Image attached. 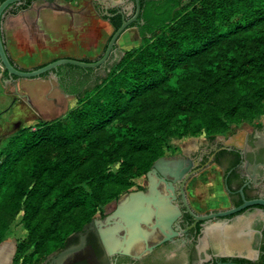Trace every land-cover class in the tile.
Returning a JSON list of instances; mask_svg holds the SVG:
<instances>
[{
  "label": "trees",
  "instance_id": "16d2710c",
  "mask_svg": "<svg viewBox=\"0 0 264 264\" xmlns=\"http://www.w3.org/2000/svg\"><path fill=\"white\" fill-rule=\"evenodd\" d=\"M33 1L15 3L8 13ZM140 6L131 26L143 44L103 79L93 68L60 66L59 87L77 97V106L20 128L0 150V244L20 212L28 230L17 263H27L22 257L32 245L37 261L63 247L151 169L170 138L223 133L264 115V0H140ZM103 17L114 31L123 22L121 14Z\"/></svg>",
  "mask_w": 264,
  "mask_h": 264
},
{
  "label": "flooded vegetation",
  "instance_id": "af4514ba",
  "mask_svg": "<svg viewBox=\"0 0 264 264\" xmlns=\"http://www.w3.org/2000/svg\"><path fill=\"white\" fill-rule=\"evenodd\" d=\"M131 1L135 0H129L125 5L108 10L98 2L94 3L101 15L106 11L108 16L116 15L120 14L117 12L121 10L125 18L129 19L136 12V6L127 7ZM113 9L116 11L111 13ZM138 20L139 17L135 22ZM115 54L110 56L107 63L96 68L95 76L102 68L108 66ZM250 125L253 128L252 134L262 133L263 121ZM233 135L235 132L207 136L190 147L181 146L180 149L163 155L166 158L192 160L189 177L185 174L176 184L174 203L179 207L181 214L173 226L178 234L173 236L172 240L160 243L151 252H146L140 257L123 253L108 254L98 226L94 223L90 225L89 222L82 229L72 233L63 247L51 252L41 261L34 260L26 264H57L56 258L62 250L83 241V249L63 264H213L226 260L242 264H264V205L253 204L239 212L207 221L196 222L195 218V215L203 216L233 209L247 201L264 200V140H256L249 134L245 143L239 145L243 153L239 154L238 148L225 143ZM213 171H216L218 177L211 181L209 176ZM208 185H214L209 186V195L206 196L213 200L210 202L206 198L202 202L199 195L205 189L201 191L200 188ZM219 186L225 196L224 203L215 197L214 190ZM145 188L146 185L134 190ZM195 197L201 202H197ZM118 199L112 209L99 213L95 218L104 220L116 208ZM222 225H225V231L211 230L210 234L206 233L207 228ZM11 262L18 264L15 262V253Z\"/></svg>",
  "mask_w": 264,
  "mask_h": 264
},
{
  "label": "water",
  "instance_id": "95a60500",
  "mask_svg": "<svg viewBox=\"0 0 264 264\" xmlns=\"http://www.w3.org/2000/svg\"><path fill=\"white\" fill-rule=\"evenodd\" d=\"M24 0H0V64L8 71V77L4 78V83H12L15 76L21 78L41 77L47 72L58 81L56 70L62 65H75L83 68H99L110 56L117 52V44L122 34L134 23L140 14V0L131 1L127 7L136 6L135 14L126 19L121 10L117 13L123 14V22L111 35L103 55L99 59L85 61L80 57H61L50 61L43 66L31 69H23L14 64L7 52L5 39L3 36V20L8 13V9L15 3L20 4ZM103 5L106 10L125 5L129 0H94ZM97 3V4H98ZM106 15L108 11L105 12ZM143 23V22H141ZM137 28V27H136ZM124 52H122L123 54ZM111 61V60H110ZM254 139L264 140V126L262 133L250 134ZM249 134L234 135L227 140L226 145L238 148L239 154H243L240 146L243 145ZM192 167V160L183 158L159 157L153 163L151 169L146 173V188L140 190H130L118 199L116 208L111 211L104 220L94 218L89 224L98 226V232L102 236L108 254L123 253L126 255L140 257L146 252H151L160 243L172 240L177 235L173 226L181 211L174 203L176 198V184L185 174L189 177L188 171ZM264 205L263 199L247 201L241 206L233 209L210 213L203 216L195 215L197 221H207L215 217H225L239 212L244 208L253 205ZM86 226V225H85ZM211 230L225 231V225L207 228L206 233ZM213 232V231H212ZM84 241L78 245H72L62 250L57 258V264H63L68 258L74 256L84 247ZM1 245V244H0ZM108 263V257H105ZM213 264H242L231 260L219 261Z\"/></svg>",
  "mask_w": 264,
  "mask_h": 264
},
{
  "label": "rangeland",
  "instance_id": "374dc122",
  "mask_svg": "<svg viewBox=\"0 0 264 264\" xmlns=\"http://www.w3.org/2000/svg\"><path fill=\"white\" fill-rule=\"evenodd\" d=\"M93 2L95 1L94 0H85V1L73 0L70 3V7L69 6L67 7V11L71 15V16L69 15V17L71 18L70 20L72 23L71 28H72V32L74 36L75 35L81 36V38H83L82 44L85 45L84 48H86L89 51L86 57L89 56V58L91 59H96L103 54L104 47L106 46L110 36L114 32V27L110 24L108 19H105L103 15H101L95 9ZM185 2H188V0H185ZM73 44H75V42H73ZM142 44H143V41L138 33V29L136 27L127 29L122 34V36L120 37L118 41L117 52L115 56L111 57V61L108 64V66H106L105 68H102L99 72L96 73V78H99V79L105 78L108 75V71H109L108 67H111L115 65L118 61H120L126 51L133 49V48L140 47ZM122 52L124 53L122 54ZM46 60H47L46 55L44 56L42 55L41 59L28 62V64H30L31 66L29 67L32 68V67H35V65H32V64L39 65V64L46 62ZM95 80L91 81L92 85L94 84ZM57 95L58 94L56 92L55 93L52 92L49 95L43 96V99H45L48 102H53V101L55 102V99H57L56 98ZM17 100H19V97L15 95V98H13V103H16L17 106H21L20 108H22L23 111L20 110V108L15 105L11 108H7L3 110L0 113V150L6 145L9 137L12 134H14L16 131H18L20 128L26 127V126H34L40 120H52L55 118L63 117L71 109L77 106L78 99L76 97H72L69 105L64 110L56 111V108L48 107L49 109H47L46 111L42 110L43 113L38 108H33L31 104L32 101L30 100L28 101L25 98L22 101L20 100L18 104V102H16ZM4 105H5V102L0 98V108ZM263 117L264 115H261V116L256 117L254 120H246V121H242L239 123L237 122L232 123L230 128L223 133L228 134L231 132H235V135H236L238 130H241L243 127L248 126L249 124L256 123ZM238 127L240 128L238 129ZM218 134H222V133H218ZM207 136L208 137L212 136V134L204 130L195 135L188 134L182 137L170 138L168 140V145L165 149V154L171 151L180 149L181 146L186 145V147H190L193 144L200 142L202 138H205ZM217 177L218 176H217L216 171H213L212 174H210L209 176L211 181H213ZM133 182H134L133 186L128 191L134 190L140 186H145L147 184L146 174H143L135 178ZM209 186H214V185H208L207 187L200 188L201 191L202 189H205V191L204 192L202 191V193L199 195V198L202 200V202L205 201L204 199H206V196L209 195L208 194ZM214 191H215V197L219 200V202L224 203L225 196L223 195L220 186L216 188ZM115 201L116 199H113L107 202L102 207L101 211H99L96 214V216L99 213H103L105 211H109L110 209H112L115 204ZM23 214H24L23 212H20L18 214L14 222L11 224L10 229L8 230L7 234L5 235V238L3 239L0 245V264H11L12 263L11 259L14 253L16 257L18 244L22 242L24 239H26L28 236V230H27L25 222L23 221ZM34 247L35 245H32L31 248L28 249V251L22 257V259L27 260V263H32L37 256V255L35 256L33 255ZM18 264H26V263H23V261L20 260Z\"/></svg>",
  "mask_w": 264,
  "mask_h": 264
},
{
  "label": "crops",
  "instance_id": "0c3cea01",
  "mask_svg": "<svg viewBox=\"0 0 264 264\" xmlns=\"http://www.w3.org/2000/svg\"><path fill=\"white\" fill-rule=\"evenodd\" d=\"M72 1L35 0L29 8L23 9L17 14H6L2 25L6 49L20 67L31 69L28 62L41 59L42 55H46V62L39 65L32 64L35 65L32 68L40 67L61 57L91 59L89 56L86 57L89 51L82 44L83 38L78 35L74 36L72 32L71 18L67 11V7H70ZM93 5L95 7L94 2ZM3 77L7 78L8 75L5 74V69L0 64V98L5 102V105L0 108V113L16 105V103H13L15 95L19 97V100L16 101L18 104L20 100L26 98L28 101H32L33 108H38L40 111H46L49 109L48 107H54L56 111L64 110L69 105L71 98L76 97L75 95L65 94L59 87L58 81L51 75L36 78L15 76L12 83L6 84ZM52 92L58 94L55 102H48L43 99V96ZM17 107L20 108L21 106ZM20 110L23 111L22 108ZM259 121H263L262 126H264V117ZM252 130V126L248 125L238 130L236 135L252 134ZM206 198L210 202L213 200L209 197ZM195 199L197 202H201L198 197H195Z\"/></svg>",
  "mask_w": 264,
  "mask_h": 264
},
{
  "label": "bare ground",
  "instance_id": "6f19581e",
  "mask_svg": "<svg viewBox=\"0 0 264 264\" xmlns=\"http://www.w3.org/2000/svg\"><path fill=\"white\" fill-rule=\"evenodd\" d=\"M130 32V31H129ZM127 33V32H126ZM134 33V32H133ZM129 34V33H128ZM126 35V34H125ZM123 39V38H122ZM121 41V40H120ZM137 42V41H136ZM141 42V41H140ZM134 44V43H133ZM123 46V45H122Z\"/></svg>",
  "mask_w": 264,
  "mask_h": 264
}]
</instances>
